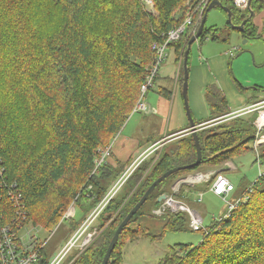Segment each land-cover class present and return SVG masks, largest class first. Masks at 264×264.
<instances>
[{
	"label": "trees",
	"instance_id": "trees-1",
	"mask_svg": "<svg viewBox=\"0 0 264 264\" xmlns=\"http://www.w3.org/2000/svg\"><path fill=\"white\" fill-rule=\"evenodd\" d=\"M145 1L0 0V264L8 260L7 253L1 252L4 228L16 237L14 250L26 256L27 228L55 229L72 205L75 212V206L80 210V218L71 221L69 228L70 233L76 232L126 176L87 226L88 232L95 231L92 239L67 263L101 264L118 224L148 186L168 169L195 161L192 135L170 130L158 142L153 136L140 140L139 149L157 148L132 170L142 152L134 159L133 154L124 160L111 158L113 141L133 113L153 64L151 46L181 21L175 13L184 8V0H151L154 13ZM220 1L230 9L233 24L245 19L247 13L232 0ZM244 27L242 36H260L252 19H246ZM229 30L228 22L221 27L205 24L197 41L227 42ZM186 37L169 45L179 65V91ZM189 58L190 50L188 79ZM157 74L146 93L156 84ZM251 88L264 91V86ZM158 93L168 102L163 85ZM203 96L209 116L192 117L196 125L203 123L197 131L201 161L173 172L155 187L123 227L107 264H120L128 242L141 237L157 240L167 231L188 226L201 232V240L169 246L158 264H264V171L239 191L228 216H223L228 210L224 201L221 219L212 217L204 228L193 229L186 211L156 212L162 209L160 195L175 198L166 190L169 183L201 168L224 165L248 150L264 166V143L254 145L257 111L229 115L228 100L214 82L203 88ZM263 98L254 96L252 103ZM109 145V158L98 164L101 153L97 150ZM181 191L180 187L178 195ZM147 218L159 219L160 227L152 230L143 224ZM48 262L43 247L35 264Z\"/></svg>",
	"mask_w": 264,
	"mask_h": 264
},
{
	"label": "rangeland",
	"instance_id": "rangeland-1",
	"mask_svg": "<svg viewBox=\"0 0 264 264\" xmlns=\"http://www.w3.org/2000/svg\"><path fill=\"white\" fill-rule=\"evenodd\" d=\"M187 1L191 3L193 0H184L182 5L185 6ZM145 5L150 11L154 10L153 3L151 0H146ZM179 14L180 13L177 12L176 16H179ZM255 16L256 15H254V17ZM226 22V15L221 9L213 7L208 11L205 22L207 27L211 25H215L217 27L224 26ZM229 32L230 37L229 41L227 42L211 41L208 38H206L202 42V44H200V42L198 41L193 42L191 44L190 49L189 67H191V65L199 66L200 64H205L204 58H206L207 56L205 51L208 47H214V50H218V52L224 55L222 60H218L215 63V65L213 66V71L215 72V74L218 75L219 80L223 84L222 89L225 92L228 104L232 107L231 109L240 110L239 108L243 109L246 108L248 105L255 103H251L253 102L251 101V98L255 91L253 88H249V86L253 87L254 85L246 84L244 82H246V80H252V76L253 80H255L253 81L255 85L264 86V74H261L262 72H259L258 68L253 67L255 65L253 61V52L255 53V57L258 53V60H260L258 62H261L262 60L264 62V38L261 40L249 38L245 41V37L242 36L241 31L230 29ZM199 57H202L203 60L199 61ZM178 70L179 65L174 62L173 46H171L166 50V58L160 66L159 72L157 74L158 79L156 81V84H153V86L149 89L150 91H147L146 96L144 98L145 101L149 102V100L147 99L152 97V95L155 93L157 96L158 103L157 105L151 103V107L156 108L158 112L156 111V109L153 108L152 111L155 114L152 113L151 115L147 114L148 112L143 111L131 113V115H129L127 119L128 122H126L125 126L116 135V138L113 141L112 153L114 155H112L111 158H123L119 154L115 153V146L118 143L119 139H128V141H126V144L128 145V148H130L133 139H137L139 141L142 140L143 142H146L145 138L151 136H153L154 138L155 136L158 137L161 134L160 132L163 130V128H165V123L167 122L166 113L168 105H165L167 104L166 100L159 97L158 89L160 85H163V83L167 81L168 82L165 83V85L172 86ZM164 75H167L168 77H165ZM210 82L211 81H209V83ZM237 83H240L242 85V88H239L237 86ZM256 94L257 96H264V91L259 90L258 92H256ZM202 97L204 99L203 95ZM243 100L244 103L240 107H236L232 104L235 101L243 102ZM160 104L163 108V111L160 109ZM145 115L146 117H144ZM185 115L187 116L186 111ZM184 132L190 134L189 129L184 130ZM143 151L144 149H132L130 154H133L134 159ZM109 156L110 152L108 153L107 158H109ZM255 159L256 155L254 151L248 150L247 152H242L235 155L232 160L226 162L224 165L205 167L201 168L199 171H212L217 170L220 167L225 169L223 171V174L231 182L235 189L234 192L230 193L227 199L233 200L239 196V191H241L245 185L250 184L255 180V178L258 177L260 170L264 171V166L258 165V163L255 162ZM228 163L231 164L228 165ZM130 166L131 165H129L128 167ZM195 173L196 172H193L192 174ZM112 185L110 186L109 190L111 189ZM202 185L203 188L198 189L183 184L180 186L182 189L181 195H178V189L172 188V183L168 184L166 190L169 193L174 194L175 199L186 204L190 208L192 213L193 211L198 213L203 218L201 227L204 228L212 222V217H218L224 214L226 210V204L221 197L214 195L210 191V184L207 185V182H203ZM200 192L202 193V198L198 199L200 196ZM75 208V217H71L72 219L66 218L62 220L61 223L55 229L53 228L51 231H42L39 227H30L24 231V237H26V239L28 238V236H33L35 234H40V237L44 238L42 239V241L44 242V251L49 261H51L57 255L60 249H62V247L74 234L73 231L72 233H70L69 231L71 221H77L80 218L79 207L75 206ZM187 215L190 218V215ZM142 222L143 224L148 225L152 230L158 229L161 225L160 220L157 218H147ZM84 235L85 233L82 237H84ZM201 238V232L193 231L190 229L189 226L186 230L167 231L163 236H161L157 240H151L149 238L141 237L137 240L128 242L125 245L122 254V261L120 262V264H158L166 256L169 246H173L176 243L194 245L199 240H201ZM76 252L77 249L72 248L68 255L64 258L63 263L67 264L76 254Z\"/></svg>",
	"mask_w": 264,
	"mask_h": 264
},
{
	"label": "built area",
	"instance_id": "built-area-1",
	"mask_svg": "<svg viewBox=\"0 0 264 264\" xmlns=\"http://www.w3.org/2000/svg\"><path fill=\"white\" fill-rule=\"evenodd\" d=\"M211 0H193L191 3L187 1L183 10L177 11L179 12L178 20L181 21L173 28L168 30L166 35L163 36L162 41H158L157 43L152 44V49L155 51L154 61L151 65L149 70V74L145 78L144 84L141 87V93L139 99L134 107L133 112L143 111V112H150L152 111L149 108L148 104L144 100L146 90L152 84L153 76L158 73V70L163 63L164 59L166 58V50L169 48L171 42H175L179 40L184 34H187L186 40H188L192 35H194L199 27L201 19L206 11L207 6L209 5ZM234 5L241 11L246 12L249 7H251V0H232ZM177 12L175 14H177ZM251 111H257V115L254 120V125L256 128V140L254 141V145H258V143H264V98L255 102L254 104L248 105L246 108H243L239 111H233L229 115H239L243 113H249ZM110 145L104 149H98L100 153H102L100 159L98 160V164L108 156L110 152ZM157 147L151 146L142 152L139 157L135 160V162L130 167V170L133 169L135 165H137L143 158L150 155ZM129 172L126 173V175ZM126 176H123L115 187L111 189L109 195L104 198V203L108 200V198L120 187L122 182L125 180ZM212 179V182L209 185L210 191L222 198L223 201L226 202L228 205L227 212L223 215L224 217L228 216L230 210L235 206L237 201L228 200L227 197L234 191V186L231 182L221 173L213 172V171H204V172H196L195 174H191L188 176L183 177L174 185L173 189H179L180 183L183 184H193L198 182H207L208 180ZM202 198V193L200 192V196L198 199ZM162 209L157 210V213H160L161 210L168 209L169 211H188L190 215V226L197 230L202 225V217L196 213L195 211L190 210V208L178 201L173 197V195H166L165 199L162 200ZM103 204L100 206L98 211L103 207ZM98 211H94L92 214L89 215L83 225L71 236L68 242L60 249L57 255L48 263L46 264H64L63 260L68 255L72 248L76 249H83V247L89 243L92 239L94 231L88 232L87 226L90 224L91 220L96 216ZM74 214V207L71 206L61 218L60 223L62 220L66 218H70ZM223 217V218H224ZM217 220H220L221 217H216ZM59 223V224H60ZM9 229H3V242L1 245V252L7 253L8 260H5V264H35L37 256L41 249L44 247V242L39 241L37 235L28 236L25 244V252L27 253L26 256H22L21 254L17 253L13 248V240L16 239L15 235L11 233L10 235ZM85 233L84 237L83 234ZM32 240V241H31ZM27 241H31L28 243Z\"/></svg>",
	"mask_w": 264,
	"mask_h": 264
},
{
	"label": "crops",
	"instance_id": "crops-1",
	"mask_svg": "<svg viewBox=\"0 0 264 264\" xmlns=\"http://www.w3.org/2000/svg\"><path fill=\"white\" fill-rule=\"evenodd\" d=\"M252 5H255L256 7H258V6L261 7L260 9H256V11H255L256 16L252 19L255 27L257 28V33L260 36L256 37V38H250V39L261 40L264 38V1L251 0V6ZM257 10H258V14H257ZM219 27H221V26H219ZM211 46H214V45H211ZM213 48L214 47H208L207 50L205 51V53L207 54L206 58H204L205 64H200L199 66L198 65H191V67H189V79H188L189 81H188L187 95H188V101H189V104L191 107L190 110H191L192 117L195 118L196 120L206 118L209 116V113H210L209 109L207 108L206 102L204 101V99L202 97V95H203L202 88L205 87L207 85V83L209 84V81H211L210 83H212V82L216 83L217 86H219V88L221 90H223L222 89L223 84L219 80L218 75L215 74V72L213 71V66L215 65V63L218 60H222L224 55H222L220 52H218V50L217 51L214 50ZM173 56H174V62L176 63L174 50H173ZM258 56L259 55L257 53V56L255 57V53L253 52V59H254L253 61L255 63V65L253 67L258 68L259 72H262L261 74H264V62H263V60L261 62H258V61H260V60H258ZM200 60H203L202 57H199V61ZM164 76L168 77L167 75H164ZM251 79L252 80H246V82H244V83L255 85L253 82L255 80H253L252 76H251ZM167 82H165V83H167ZM165 83H163V86L165 89H167V92L169 94V100H168L167 104L164 103L165 105H168L167 113H166L167 122L165 123L166 124L165 128H163V130L160 132L161 134L158 137L155 136V137H157L156 142L168 137L169 136L167 133L168 130L174 131V134H176V135H180V134L185 133L184 130L189 129L188 119H187V116L185 115V110H184V106H183V98L181 95V91H179V89H178L177 78H174L172 86H166ZM237 86H238V83H237ZM258 86H260V85H258ZM249 88H251V86H249ZM223 92H224V90H223ZM256 92L257 91L254 92V94L251 98L252 99L251 101H254L253 100L254 96H256L257 99L260 97L263 98L262 95L257 96ZM224 94H225V92H224ZM147 100H149V102L146 101V103L148 104L149 108H151V109L154 108V107H151V103L156 104V105L158 103L157 96L155 93L152 95V97H150ZM243 103H244V100H243V102L235 101L232 104L235 105L236 107H240L243 105ZM229 107H230V109L232 108L231 105H229ZM154 109H156V108H154ZM160 109L163 111L161 104H160ZM239 109L242 110L241 108H239ZM156 111H157V109H156ZM231 111L233 112V111H239V110L231 109ZM134 113H136V112H134ZM152 113H154V112L150 111L147 114L151 115ZM144 117H146V115ZM174 134H172V135H174ZM126 141H128V139L127 140L119 139L118 143L115 146V153H117L121 157H123L122 158L123 160L128 158L131 155L130 153H131L132 149H139L142 147V145L140 146L139 140L133 139L131 147L128 148ZM160 144H161V142H160ZM230 164L231 163H228V165H230ZM224 170L225 169L220 167L219 169L212 170V171L213 172H220L221 174H223ZM206 171H209V170H206ZM199 172H201V171H199ZM202 183L203 182H198V183H193V184L191 183V184H188V186H190L192 188L194 187V188L201 189V188H203ZM186 190H188V189H186Z\"/></svg>",
	"mask_w": 264,
	"mask_h": 264
},
{
	"label": "water",
	"instance_id": "water-1",
	"mask_svg": "<svg viewBox=\"0 0 264 264\" xmlns=\"http://www.w3.org/2000/svg\"><path fill=\"white\" fill-rule=\"evenodd\" d=\"M264 1V0H261ZM220 8L223 11L226 12L227 14V22L229 24L230 29H235V30H239L242 33H244L245 31V21L246 19H253L254 15H255V11L252 10L251 7H249L246 11L247 15L245 17V19L240 23V24H233L232 23V13L230 11V9L223 5L221 3L220 0H211L209 5L206 8V11L201 19V22L199 24V27L196 31V33L194 35H192L187 43H186V49L184 51L183 54V59H182V64H183V77H182V86H181V94H182V98H183V103H184V107H185V111L187 114V119L189 122V132L191 133L194 143H195V148H196V159L193 163L189 164V165H179L176 167H172L170 169H168L167 171H165L164 173H162L159 177H157L149 186L148 188L145 190V192L143 193V195L140 197V199L135 203V205L129 210V212L125 215V217L122 219V221L118 224L107 248L105 251V254L102 258L101 264H107L109 258H110V254L117 242V239L119 237L120 232L122 231L123 227L126 225V223L129 221V219L136 213V211L140 208V206L146 201V199L148 198V196L150 195V193L155 189V187L162 182L166 177H168L170 174H172L173 172L179 170V169H183V168H188V167H192L194 165H197L202 158V151H201V147L199 144V140H198V136H197V131H198V127L195 124L194 119L192 118V114H191V110H190V106L188 103V96H187V87H188V65H187V56H188V52L191 48V44L196 41L198 39V37L201 35L205 22H206V18H207V14L208 11L213 8ZM245 37V41L249 39L248 36H244ZM166 195L162 194L158 197V201H162L163 199H165Z\"/></svg>",
	"mask_w": 264,
	"mask_h": 264
},
{
	"label": "clouds",
	"instance_id": "clouds-1",
	"mask_svg": "<svg viewBox=\"0 0 264 264\" xmlns=\"http://www.w3.org/2000/svg\"><path fill=\"white\" fill-rule=\"evenodd\" d=\"M200 37V36H199ZM198 37V38H199ZM198 40V39H197ZM196 40V41H197ZM195 42V41H194ZM160 69V68H159ZM158 72H159V70H158ZM178 74H179V70L177 71V73H176V76H175V78H178ZM146 95V94H145ZM136 112V111H135ZM134 113V112H133ZM200 125H202V124H199V125H197V127H199ZM158 144V143H157ZM153 146V145H152ZM151 147V146H150ZM204 172V171H203ZM219 173V172H218ZM188 175H191V174H188ZM188 175H186V176H188ZM185 177V176H184ZM183 178V177H182ZM182 178H180V179H182ZM179 179V180H180ZM179 180H177V181H179ZM177 181H175V183L173 184V186L177 183ZM180 185H183V183H180ZM186 185H188V184H186ZM173 186H172V188H173ZM203 219V218H202Z\"/></svg>",
	"mask_w": 264,
	"mask_h": 264
},
{
	"label": "bare ground",
	"instance_id": "bare-ground-1",
	"mask_svg": "<svg viewBox=\"0 0 264 264\" xmlns=\"http://www.w3.org/2000/svg\"><path fill=\"white\" fill-rule=\"evenodd\" d=\"M151 68V67H150ZM150 70V69H149ZM191 134V133H190ZM138 165V164H137ZM128 177V176H127ZM181 186V185H180ZM176 192V191H175ZM75 233V232H74Z\"/></svg>",
	"mask_w": 264,
	"mask_h": 264
}]
</instances>
